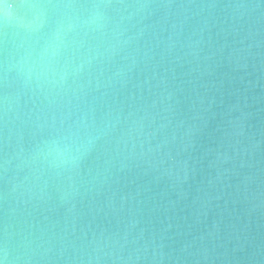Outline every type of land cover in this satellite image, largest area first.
Segmentation results:
<instances>
[{
    "label": "water",
    "instance_id": "1",
    "mask_svg": "<svg viewBox=\"0 0 264 264\" xmlns=\"http://www.w3.org/2000/svg\"><path fill=\"white\" fill-rule=\"evenodd\" d=\"M0 260L264 264V0H0Z\"/></svg>",
    "mask_w": 264,
    "mask_h": 264
},
{
    "label": "clouds",
    "instance_id": "2",
    "mask_svg": "<svg viewBox=\"0 0 264 264\" xmlns=\"http://www.w3.org/2000/svg\"><path fill=\"white\" fill-rule=\"evenodd\" d=\"M7 257L5 256V259H6ZM0 264H5V260H0Z\"/></svg>",
    "mask_w": 264,
    "mask_h": 264
}]
</instances>
